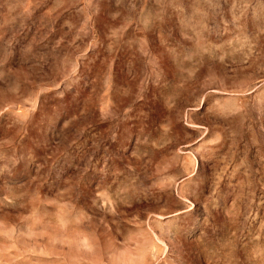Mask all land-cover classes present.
I'll return each mask as SVG.
<instances>
[{"label": "rangeland", "instance_id": "rangeland-1", "mask_svg": "<svg viewBox=\"0 0 264 264\" xmlns=\"http://www.w3.org/2000/svg\"><path fill=\"white\" fill-rule=\"evenodd\" d=\"M0 264H264V0H0Z\"/></svg>", "mask_w": 264, "mask_h": 264}]
</instances>
